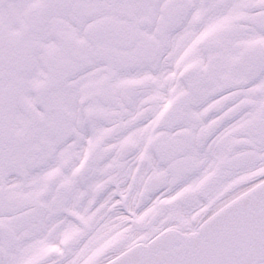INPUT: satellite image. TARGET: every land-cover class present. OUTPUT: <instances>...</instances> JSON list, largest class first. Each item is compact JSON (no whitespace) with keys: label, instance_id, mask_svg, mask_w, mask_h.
Masks as SVG:
<instances>
[{"label":"snow or ice","instance_id":"obj_1","mask_svg":"<svg viewBox=\"0 0 264 264\" xmlns=\"http://www.w3.org/2000/svg\"><path fill=\"white\" fill-rule=\"evenodd\" d=\"M0 264H264V0H0Z\"/></svg>","mask_w":264,"mask_h":264}]
</instances>
